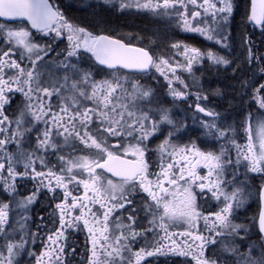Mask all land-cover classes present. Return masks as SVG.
<instances>
[{"label": "snow or ice", "instance_id": "snow-or-ice-1", "mask_svg": "<svg viewBox=\"0 0 264 264\" xmlns=\"http://www.w3.org/2000/svg\"><path fill=\"white\" fill-rule=\"evenodd\" d=\"M88 8L0 0V264H264V0Z\"/></svg>", "mask_w": 264, "mask_h": 264}, {"label": "trees", "instance_id": "trees-1", "mask_svg": "<svg viewBox=\"0 0 264 264\" xmlns=\"http://www.w3.org/2000/svg\"><path fill=\"white\" fill-rule=\"evenodd\" d=\"M62 3L65 6H70V12H69L70 15L81 16L84 14V11L76 10L74 4L71 3L69 5L67 2H64V0H62ZM237 4H238L239 11L236 16V24H239L241 16L246 11V6H247L246 4H248V2L247 0H237ZM106 18L111 22V24L117 29L118 32H121L124 30V31H128L134 34H136L135 32L137 31L141 33L140 31L141 29L139 28L143 22L149 23V21L148 20L145 21L143 17H133V16L118 15V14L110 15ZM242 30L243 29H240V31ZM254 35L260 36L259 33H255Z\"/></svg>", "mask_w": 264, "mask_h": 264}, {"label": "rangeland", "instance_id": "rangeland-1", "mask_svg": "<svg viewBox=\"0 0 264 264\" xmlns=\"http://www.w3.org/2000/svg\"><path fill=\"white\" fill-rule=\"evenodd\" d=\"M64 2H67L69 5L72 3L75 5V8L76 10L78 11H85V10H88L90 11V9L88 8V5L89 4H94L95 3V0H64ZM118 15H120L119 13H117ZM125 16H133V17H143L146 20L149 21V23H145L143 22L141 25H140V28L141 29V33H146V32H151L153 30H155L157 27H163V25L161 24H158L157 22H155L153 20V18H151L150 16H147L146 14H125ZM145 23V24H144ZM139 27V26H138ZM121 34H124L125 37L127 36L128 33H131V32H128V31H121L119 32ZM136 34L139 33V31L135 32ZM134 34V33H132ZM195 36V35H194Z\"/></svg>", "mask_w": 264, "mask_h": 264}, {"label": "flooded vegetation", "instance_id": "flooded-vegetation-1", "mask_svg": "<svg viewBox=\"0 0 264 264\" xmlns=\"http://www.w3.org/2000/svg\"><path fill=\"white\" fill-rule=\"evenodd\" d=\"M248 4H246V10L250 4L249 0H247ZM235 27V25H234ZM248 31L250 33H253L252 35V38L254 40V42L259 45L262 41V37L261 36H257V35H254L255 33H259V29H256L253 31V29L251 27H249ZM260 34V33H259ZM201 38L197 37V36H194V35H190L189 36V42L191 43H197L198 41H200ZM225 107H227V104L225 103L224 105ZM252 207L251 209L248 211V216L251 217L252 215H254L256 213V211L258 210V203L254 202V201H250Z\"/></svg>", "mask_w": 264, "mask_h": 264}, {"label": "water", "instance_id": "water-1", "mask_svg": "<svg viewBox=\"0 0 264 264\" xmlns=\"http://www.w3.org/2000/svg\"><path fill=\"white\" fill-rule=\"evenodd\" d=\"M249 2H250V0H249Z\"/></svg>", "mask_w": 264, "mask_h": 264}]
</instances>
